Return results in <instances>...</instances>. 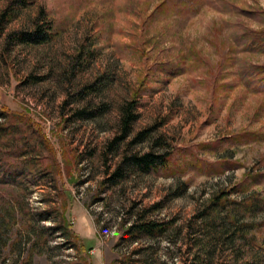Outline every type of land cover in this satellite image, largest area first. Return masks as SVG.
Returning a JSON list of instances; mask_svg holds the SVG:
<instances>
[{
	"label": "rangeland",
	"instance_id": "1",
	"mask_svg": "<svg viewBox=\"0 0 264 264\" xmlns=\"http://www.w3.org/2000/svg\"><path fill=\"white\" fill-rule=\"evenodd\" d=\"M164 1L0 0V17L12 8L0 36V264H84L63 220L92 244L85 264H264V202H248L264 200V138L229 140L264 134V95L238 75L264 54L241 53L214 77L189 53L215 65L264 24V0H195L150 18ZM38 29L44 42L7 41ZM136 91V120L118 141ZM168 151L176 168L123 164ZM195 158L234 166L215 175ZM147 221L166 230L131 240L130 225Z\"/></svg>",
	"mask_w": 264,
	"mask_h": 264
},
{
	"label": "trees",
	"instance_id": "2",
	"mask_svg": "<svg viewBox=\"0 0 264 264\" xmlns=\"http://www.w3.org/2000/svg\"><path fill=\"white\" fill-rule=\"evenodd\" d=\"M193 3H195V0H165L160 5L157 6L156 10L150 16V18H153V16H155V12H158L159 9L162 10V13L167 12V11H172V10L178 11L180 10V8L183 9L184 7H187V9H183V10H190L189 8L191 7L189 6L190 5L192 6ZM16 4L22 7V6H25L26 4H29V0H16ZM11 9H8L1 14L0 36L3 33V29H4L3 27H4L5 22L9 20L8 18H10L9 11H11ZM262 13L264 12H261V14ZM33 37L38 38L39 39L38 42H44L48 38L46 33L42 29H38L36 32H33L31 34L25 33V32H21L19 34H16V33L11 34L8 36L7 41L14 40L19 43H25V42L32 41ZM248 51H252V52L257 51L261 54H264V24H262V26L256 29H247V30L242 31L240 35L235 37L232 44H229L226 51H225V48L217 51L219 60L215 65L211 64L212 65L211 66L210 61H208L207 59L204 60V57H202L200 52L198 51L191 50L190 48L189 53L191 56L194 55L193 58L195 62L202 61L203 63H206V65H209L210 68L213 69V71L215 70V72L212 71L214 77L216 75L220 77L221 74L224 75V72L226 73L227 68L233 67L235 65L236 60H238L237 56L239 54L245 53ZM238 75H239V80L243 81L248 88H252L254 93L264 95V65H255L250 68H244L238 72ZM137 98H138V92L136 91V93L134 92V94H132V96L130 97V100L121 108V135L116 139L118 141L124 140L129 135L130 130H131V124L136 120L137 116L135 114V110L137 107ZM0 111L1 113H4L5 109L1 108ZM37 127H38L37 128L38 132L40 136L42 137L43 142L45 143L46 138H45L44 131L41 129L40 126L37 125ZM262 138H264V134L260 132L243 131L238 134L231 135L229 140L232 143L241 144V143H247L249 141H259ZM142 139L144 138L142 134H140L135 138V142L141 141ZM49 151L51 152V154H53L52 156L55 159V167H54L55 172L57 175H60L61 169L54 155V151L52 150V148L50 149V147H49ZM171 158H172L171 153L169 151L162 153V154L153 153V152L146 153L143 155L134 154V155H130L129 157H126L123 160V164L126 165L128 169L139 171L140 173H143V174H150L152 172H156L160 169H166L168 167L176 168L178 163L174 165L175 163L173 164V162L171 161ZM194 163H200L201 165H204L207 168L208 172L210 170L212 171L211 173L215 175H221L225 171L226 168H231L232 166H234L233 163H230L228 161L226 162L220 161L219 163L212 164L207 161L201 162V160H198L196 158H195ZM188 164L189 163L186 162L182 167H186L188 166ZM214 165H216L218 168L215 170H211L213 168L212 166ZM7 167L8 168L6 170V173L8 175L17 173L16 172L17 170L15 169V167H11L10 165H7ZM182 167H178L179 169H176V170L182 171ZM118 174H119V170L116 171V173L111 177V180H116L118 177ZM261 177L264 178V173H262ZM222 198L223 197H220V196L214 197L211 203L214 205L216 204V202H220L224 204L225 201H222L223 200ZM257 200L258 201H255V202L253 200L248 201L249 206H256L257 205L256 202H259L260 200L264 202L263 199H257ZM46 218L47 217L44 214H42V216L40 215V221H44L46 220ZM63 222L69 232L68 240L70 242H73L72 243L73 248L79 251L83 255L85 259L84 261V264H85L86 259L88 258V255L90 254L93 248L92 244L90 242L83 241L78 235H76L72 231V227L69 224H66L64 220ZM165 230L166 229L162 224L155 223L152 221H147V222L131 224L126 234L130 236L131 240H134V239L139 238L140 236L154 237L155 235L161 234Z\"/></svg>",
	"mask_w": 264,
	"mask_h": 264
}]
</instances>
